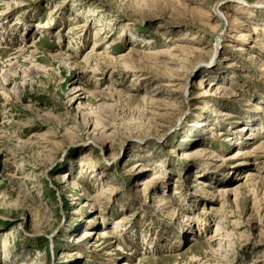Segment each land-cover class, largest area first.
Returning a JSON list of instances; mask_svg holds the SVG:
<instances>
[{
  "label": "rangeland",
  "instance_id": "374dc122",
  "mask_svg": "<svg viewBox=\"0 0 264 264\" xmlns=\"http://www.w3.org/2000/svg\"><path fill=\"white\" fill-rule=\"evenodd\" d=\"M260 146L264 0H0V264H264Z\"/></svg>",
  "mask_w": 264,
  "mask_h": 264
},
{
  "label": "bare ground",
  "instance_id": "6f19581e",
  "mask_svg": "<svg viewBox=\"0 0 264 264\" xmlns=\"http://www.w3.org/2000/svg\"><path fill=\"white\" fill-rule=\"evenodd\" d=\"M253 6H257V7H260L258 4H255V5H253ZM3 12V11H2ZM81 27H84V26H81ZM75 28H73V30H74ZM257 41V40H256ZM113 53H114V49L113 50H111ZM172 51H174V50H172ZM178 52H180L181 54H184L183 55V58H186V56H188V55H190V54H192V53H187L186 52V50H182V51H178ZM155 55V54H154ZM153 55V56H154ZM105 56V55H104ZM168 56H169V58L171 57L172 59H169V60H173V61H175V60H179V61H181V63H183V61H184V59L182 58H177V56H171V54L169 53L168 54ZM99 58H100V56H98ZM105 58H107L111 63H113V64H119V65H121V66H123V68H129L133 63H135L136 61H138V59H137V57L134 55V54H132V53H128V54H120L119 56L117 55V56H112V57H108V56H105ZM177 58V59H176ZM119 59H122V60H125V62L126 63H122V61H120ZM98 60V59H97ZM98 62V61H97ZM169 63H172V62H169ZM180 63V62H179ZM160 67V66H159ZM93 68V67H92ZM131 68V67H130ZM93 71H95L94 70V68H93ZM201 124V123H200ZM212 129H213V127H212ZM225 140H231L230 138H228V137H226L225 138ZM260 148V150L261 149H264L263 147H259ZM258 148V149H259ZM257 149V148H256ZM257 149V150H258ZM248 176H250V174H248ZM149 182H146L145 184H148ZM164 200V199H163ZM161 201V200H160ZM94 218V217H93ZM104 219H106V216H104L103 218H102V221L104 220ZM90 223H93L94 224V220L93 219H89L88 220ZM121 223H123V221H122V219H117V221H115V224H121ZM221 231H220V229H219V227H217L216 226V229H215V231H214V235L216 236V237H218V236H220L219 238H217V242L216 243H218V244H216V245H218L220 248H222V245L220 244V242L222 241V240H226V238L227 237H230V234H224L223 235V233H220ZM87 233H89V232H87ZM88 235V234H87ZM223 235V236H222ZM105 236V237H104ZM106 236L108 237V238H110V237H112L111 235H110V233H108L107 231H106V229L105 230H100V231H98V237H100V238H102V237H104V238H106ZM104 238H102L101 240H98V241H101V244L100 245H104L105 243H102V241L103 240H105ZM99 239V238H98ZM211 239V238H210ZM119 240V239H118ZM145 260V258H142L141 260H139V262H142V261H144Z\"/></svg>",
  "mask_w": 264,
  "mask_h": 264
}]
</instances>
